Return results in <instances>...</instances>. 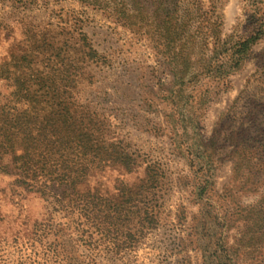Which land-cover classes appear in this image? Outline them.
Returning <instances> with one entry per match:
<instances>
[{
	"label": "rangeland",
	"instance_id": "obj_1",
	"mask_svg": "<svg viewBox=\"0 0 264 264\" xmlns=\"http://www.w3.org/2000/svg\"><path fill=\"white\" fill-rule=\"evenodd\" d=\"M0 65V106L45 114L13 92L49 78L142 162L94 166L79 192L108 197L143 162L159 169L154 222L98 232L15 181L14 136L0 149V264H61L50 246L65 237L90 264H264V0H0Z\"/></svg>",
	"mask_w": 264,
	"mask_h": 264
},
{
	"label": "trees",
	"instance_id": "obj_2",
	"mask_svg": "<svg viewBox=\"0 0 264 264\" xmlns=\"http://www.w3.org/2000/svg\"><path fill=\"white\" fill-rule=\"evenodd\" d=\"M248 42L239 43L242 47L238 51H243ZM94 53L88 46V55ZM5 74V68L0 65V78ZM14 80L17 81L16 78ZM74 82L75 74L69 72L65 83L71 88ZM51 83L52 80L43 77L37 90L13 92L29 103L45 102L46 106L39 109L46 110L43 115L35 113L36 110L31 111L32 107L14 109L0 106V149H4L5 144L19 134L24 143L25 152L16 158L13 165L15 170L20 171L19 179L15 181L38 192L52 204L53 210L63 213V217L77 216L78 219L92 221L98 232L119 233L130 215L135 213L141 217L140 222H154L152 201L159 169L152 167L150 162H143L146 166L141 179L131 184L121 181L117 192L108 197L95 192H79L78 186L94 166L116 163L131 171L142 162H138V156H134L119 141L106 137L109 133L108 121L107 126L96 113H90L82 106L78 108L72 101L71 93L59 92ZM126 231L125 238L132 239L134 233L128 228ZM72 240L66 237L53 240L50 246L53 256L61 264H90L85 262Z\"/></svg>",
	"mask_w": 264,
	"mask_h": 264
}]
</instances>
